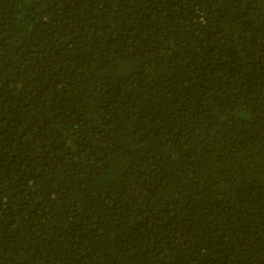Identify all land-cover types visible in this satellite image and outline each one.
<instances>
[{
  "label": "trees",
  "instance_id": "16d2710c",
  "mask_svg": "<svg viewBox=\"0 0 264 264\" xmlns=\"http://www.w3.org/2000/svg\"><path fill=\"white\" fill-rule=\"evenodd\" d=\"M0 264H264V0H0Z\"/></svg>",
  "mask_w": 264,
  "mask_h": 264
}]
</instances>
